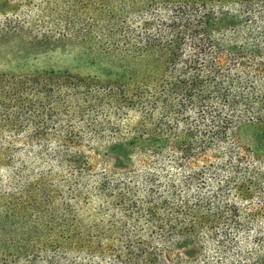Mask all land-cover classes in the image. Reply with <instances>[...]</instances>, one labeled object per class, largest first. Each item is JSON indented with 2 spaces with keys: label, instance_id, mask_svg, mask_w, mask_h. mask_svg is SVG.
<instances>
[{
  "label": "trees",
  "instance_id": "trees-1",
  "mask_svg": "<svg viewBox=\"0 0 264 264\" xmlns=\"http://www.w3.org/2000/svg\"><path fill=\"white\" fill-rule=\"evenodd\" d=\"M161 4L117 3V43L102 47L117 56V86L65 72L0 75V264H264L252 210L230 201L264 185V152L235 136L264 127V0L232 14ZM223 17L236 24L218 28ZM110 110L138 112L107 147L130 168L96 175L82 147ZM95 199L108 218H80Z\"/></svg>",
  "mask_w": 264,
  "mask_h": 264
},
{
  "label": "rangeland",
  "instance_id": "rangeland-1",
  "mask_svg": "<svg viewBox=\"0 0 264 264\" xmlns=\"http://www.w3.org/2000/svg\"><path fill=\"white\" fill-rule=\"evenodd\" d=\"M119 1L161 11V3L165 0H0V75L65 72L95 79L102 86H117V56L103 51L102 47L117 43V27L121 25L117 21ZM188 1L221 7L223 12L232 14L239 3L248 0ZM128 19V25L138 26L134 13ZM235 24L236 21L229 17L217 21V27L221 29ZM106 115V129L98 136L92 135L94 137L90 139L94 144L82 149L96 175L104 172L117 176V173L130 167L121 157L119 159L117 150H108L107 147L120 138V129L132 127L139 117L134 110L124 111L122 115L117 110H110ZM235 136L244 149L259 154L264 152V127L241 125ZM0 176L4 181L5 176L1 171ZM212 180L207 177L208 183ZM212 183L216 185V181ZM252 194L254 196L250 198L231 197L230 200L246 207L247 214L252 210L256 226L249 237L256 233L264 234V211H255L264 203V185L260 186V191ZM99 209L108 218L105 207L97 199L83 205L79 217L87 219L88 215L96 216ZM248 242L249 247L255 245L252 237ZM194 254L183 250L176 255L187 257Z\"/></svg>",
  "mask_w": 264,
  "mask_h": 264
}]
</instances>
